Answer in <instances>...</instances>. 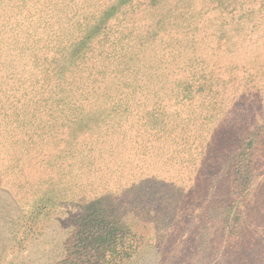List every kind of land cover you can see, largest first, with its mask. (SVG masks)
<instances>
[{
	"label": "rangeland",
	"instance_id": "obj_1",
	"mask_svg": "<svg viewBox=\"0 0 264 264\" xmlns=\"http://www.w3.org/2000/svg\"><path fill=\"white\" fill-rule=\"evenodd\" d=\"M27 5L35 11L0 12V240L10 245L0 264H46L64 244L73 260L87 248L86 264L150 254L148 264H264V0ZM47 55L50 88L32 86L27 65ZM171 114L191 117L184 138L206 137L202 155L198 142L179 148L196 160L226 155V168L207 173L213 184L153 169ZM213 135L222 145L208 147ZM137 138L149 159L133 174L137 186L120 192L104 167L136 153ZM23 179L26 195L15 185ZM107 199L115 227L103 241L83 207ZM124 234L128 257L113 250Z\"/></svg>",
	"mask_w": 264,
	"mask_h": 264
},
{
	"label": "trees",
	"instance_id": "obj_2",
	"mask_svg": "<svg viewBox=\"0 0 264 264\" xmlns=\"http://www.w3.org/2000/svg\"><path fill=\"white\" fill-rule=\"evenodd\" d=\"M28 4V0H0V12H7V13H16L17 11H21V10H26L27 12H33L35 10L32 9L31 6L27 5ZM25 7V8H24ZM194 19V18H193ZM192 19V20H193ZM54 60L53 58H51L49 55L45 56L43 58V60H35L32 61L31 63L29 62V64L27 65V69L29 71V76L30 79L29 81L32 83V86L37 85V83H42L41 86H46L48 89L50 88V80L53 78L54 76ZM39 67V72L43 73V76L41 78L40 81L37 80V76H36V68ZM176 116L174 117L173 120H171V116H173L172 114L166 119V121L169 123L170 125L165 123L163 125V129L162 131V137H166L168 138L170 141L169 143V147L166 149V152L163 153L161 152L160 154L157 155V157L155 158V163L153 165V169L155 171H160L161 174L163 175H168V177L171 176H175L180 178L181 180L184 179L185 175L187 174H194L196 176V179L198 180V182L200 184H202V186L204 185L203 180L208 183V184H213V182L210 183V180L207 177V173L212 174L211 172H219V171H215L217 170L220 166H222V168H226L227 167V157L226 155L224 157H221L219 159H215V160H196V157L194 155V153L192 152H188L189 148H179L181 145L186 146L187 144H193V143H197V150L198 153H200L201 155L202 150H203V144L206 143V137L205 135L202 133V131L198 132L197 134L191 135L190 137H186L184 138L183 135L185 133L186 130V124L189 123V120L191 119V117H186L184 118H180V116L178 114H175ZM33 117V116H31ZM176 118V120H175ZM184 119V120H183ZM24 121V119H23ZM23 121L20 122V129L21 132H23V136L25 135V133H27L29 131V129H27L26 126L23 127ZM28 122V120H27ZM29 123V122H28ZM25 128V129H24ZM152 134V133H151ZM206 134H208V132H206ZM222 138V137H221ZM221 138H218L217 135H213V140L214 142H212L210 145H208V147H210L212 144L218 143L222 145V140ZM24 141V139H23ZM146 141H142L141 138H137L135 143H137V148L138 151L136 153H134L131 156H128L126 158V160L123 163H120L116 166H107L104 167V170L106 168H109V170H112V174H116V178H115V182L118 184V187L115 186V190H118L120 192L123 191H128V190H132V188L136 187L137 185L134 186V172L138 169H144L145 167V160L149 159V149L148 147H146L145 145ZM182 147V146H181ZM212 150H214V145L211 147ZM210 149V150H211ZM230 150L227 149L226 154H229ZM186 152V156H183L182 154ZM159 158V159H157ZM218 161L221 162V164H218ZM149 165L151 164H147V166L149 167ZM87 168V173L88 174H92L93 170L96 169V162L94 161H89L88 164L86 165ZM98 170V169H97ZM199 175H202L203 177L198 178ZM250 175V174H249ZM204 178V179H203ZM109 179V178H108ZM203 179V180H202ZM248 179V186L251 187L250 190H252L253 186L252 184L250 185V178L248 177V173L247 176L245 177V181H247ZM244 180V179H243ZM2 181V180H1ZM24 181V179H23ZM20 182V180L16 181L15 184L17 188H19L21 191L24 190L23 195H26V193L31 189V185H29L27 182ZM110 180H108L106 182V184H102L103 186L105 185V188L109 187L110 184ZM132 183V186L126 187L125 185ZM176 183V182H173ZM20 185V186H19ZM155 185V183H154ZM157 187V184L155 185ZM262 186H264V181L263 183H261L259 189H262ZM95 188H98L100 190V185L99 183H96L94 185ZM206 187H211V186H205ZM217 187V186H216ZM247 187V186H246ZM153 188V186H152ZM185 188V186L183 187ZM138 189V187H137ZM177 189V187L173 186V190ZM198 189V188H197ZM249 189V188H248ZM199 190V189H198ZM107 193V192H106ZM259 193V192H256ZM106 197V196H104ZM73 200V199H72ZM125 200H128L125 199ZM106 201V200H105ZM98 202V201H97ZM97 202H94L92 205L93 206H86L83 207V210L88 211L90 209H92L90 211V213L87 214V216H90V218H92L90 221H93V223H91L90 227L92 229H96L94 234H97L96 237L102 239L103 241L105 240L107 235H110V232L108 229L113 230L112 228L115 227V225H111V220H113L111 217L114 216L113 215V211H112V204L111 199H107V202L104 203H98L96 205ZM99 206L102 209L99 210V208L97 209L96 207ZM111 219V220H110ZM26 224V222H25ZM21 228V227H20ZM24 229V228H23ZM108 230V231H106ZM80 232H78L79 234ZM125 234L122 236H120L119 238H117L118 236L115 235L114 237H116L117 242H115V247L113 248V250L116 253H123L126 257H128L131 253L127 251V249H130L132 246L129 243H126V238H124ZM79 239V238H78ZM80 243V242H79ZM12 245V244H11ZM10 245H6L4 244V241L0 240V259L2 258V256H6L7 255V247ZM69 244H64L63 245V250L65 251V254L60 255L57 247L56 246H52L50 248L51 250V254H53L54 252L56 253V256L54 257H48L45 259L44 263L46 264H81V263H87V260H85V254L88 251L87 248L83 249L78 246V249H82L83 253L82 255H79L75 260L71 259V255L69 253ZM127 251V252H126ZM148 255H144L141 256L142 258L138 261H136L137 264H148L149 260L153 258V254L149 255V260L147 259ZM176 257V256H175ZM48 259V260H47ZM119 261H122V258L118 259ZM34 264H41L39 262ZM115 264V263H113Z\"/></svg>",
	"mask_w": 264,
	"mask_h": 264
}]
</instances>
